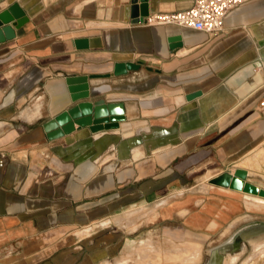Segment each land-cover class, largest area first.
<instances>
[{
	"label": "crops",
	"instance_id": "1",
	"mask_svg": "<svg viewBox=\"0 0 264 264\" xmlns=\"http://www.w3.org/2000/svg\"><path fill=\"white\" fill-rule=\"evenodd\" d=\"M16 3L29 22L0 44V264H128L124 222L130 243L144 223L190 232L197 264H239L264 245V205L252 210L244 192L215 183L244 169L264 190V0H244L217 36L138 26L131 0H0V13ZM193 3L149 0V9ZM118 63L139 69L90 80L91 96L123 103L126 122L48 140L43 125L72 107L66 79ZM150 253L146 264L162 263Z\"/></svg>",
	"mask_w": 264,
	"mask_h": 264
},
{
	"label": "water",
	"instance_id": "2",
	"mask_svg": "<svg viewBox=\"0 0 264 264\" xmlns=\"http://www.w3.org/2000/svg\"><path fill=\"white\" fill-rule=\"evenodd\" d=\"M130 13L135 23L142 22L150 15L149 0H131ZM28 22L26 12L18 3L0 13V44L14 40L17 37L16 31ZM180 41V37L172 38L171 42L174 45L171 47L178 48L181 45ZM260 45L264 46V40L260 42ZM75 46L77 50L89 49V42L87 39H77ZM138 69L139 66L133 63H118L115 64L113 72L105 76L68 77L66 85L72 107L43 125L48 140L63 138L73 133L76 126L89 128L92 133L119 129L121 123L126 122L124 104L109 103L105 99L94 100L91 96L90 80L102 77H121ZM202 95V92H196L187 96V100L192 101ZM215 183L225 188L264 198V190L248 182V172L244 169L236 170L235 173H225L217 178Z\"/></svg>",
	"mask_w": 264,
	"mask_h": 264
},
{
	"label": "rangeland",
	"instance_id": "3",
	"mask_svg": "<svg viewBox=\"0 0 264 264\" xmlns=\"http://www.w3.org/2000/svg\"><path fill=\"white\" fill-rule=\"evenodd\" d=\"M264 161V160H262ZM250 164V163H249ZM264 164V163H263ZM241 167L243 166H248L246 165V163H241L240 164ZM249 167V166H248ZM260 176L257 177V184H263L262 186H264V167L261 169L258 167L257 172ZM247 197V199H255L258 201L263 202V200L253 197L251 195H245ZM252 210H260V205H252L251 207ZM122 226H125L123 229L124 234H125V239L123 242V248H122V253L125 259H127L128 264H146L145 260H142V257L144 255L147 256H152L154 257L155 254L150 253L151 251H159L162 253V255H160L159 258H163L162 259V263L161 264H180V263H173V261H167V256H163L167 251L171 252V251H179L181 249H184L188 246V240H195L194 239V235L191 234L190 232H186L185 230H183L180 227H171L168 230H170V232H166V230L163 228H161L160 224L155 225L154 227H152L151 225L148 226L147 223L141 224V229H140V233L138 235H136V237L138 236L139 238H135L134 239V249L132 248V243H130V239L129 238L131 236V231L133 229H131L129 227V225L127 223H123ZM152 227V228H149ZM135 230V229H134ZM178 232L179 234H181L182 236H186L188 237L189 235V239L185 240L181 237H176L175 234L172 232ZM150 234H152L150 236ZM186 234V235H185ZM180 236V235H178ZM259 241V239L257 240ZM197 242V241H196ZM199 245L200 243L197 242ZM256 242L254 243L251 247H248L245 250V254L241 255L240 260H239V264H244L245 260L248 261L247 264H252L249 263L250 262V258L253 259V263L256 264V262H258V260L264 261V245ZM206 250V249H205ZM134 252V253H133ZM134 254V256L132 257V255ZM136 254V256H135ZM199 256L201 255V247L198 251ZM203 257H205V253H203ZM239 258V257H237ZM260 262V261H259Z\"/></svg>",
	"mask_w": 264,
	"mask_h": 264
},
{
	"label": "built area",
	"instance_id": "4",
	"mask_svg": "<svg viewBox=\"0 0 264 264\" xmlns=\"http://www.w3.org/2000/svg\"><path fill=\"white\" fill-rule=\"evenodd\" d=\"M244 0H194L193 6L184 11L158 12L145 17L138 26H177L210 36H217L225 30V20L229 13L243 4ZM264 114V98L256 107Z\"/></svg>",
	"mask_w": 264,
	"mask_h": 264
},
{
	"label": "bare ground",
	"instance_id": "5",
	"mask_svg": "<svg viewBox=\"0 0 264 264\" xmlns=\"http://www.w3.org/2000/svg\"><path fill=\"white\" fill-rule=\"evenodd\" d=\"M262 157L264 158V156H262ZM254 161L256 162V160H254ZM246 195H250V194H246ZM251 196L254 197V195H251ZM255 197L263 200V202L256 201V200L254 201V199H248L250 201L249 202L250 205H257V204H263L264 205V199H262L263 197H260V196H255ZM189 235L190 234H188V237H189ZM200 247L201 246L195 240H192V239L188 240V246L186 248H184V249H181V250L177 251V252L176 251H172L171 252L172 254L167 256V261L171 260V261H173V263H180V264H197L199 262V260H200L199 259V254H198V251H199ZM157 257H160L159 254L157 255ZM154 264H159V262L156 261ZM229 264H231V263L229 262Z\"/></svg>",
	"mask_w": 264,
	"mask_h": 264
}]
</instances>
